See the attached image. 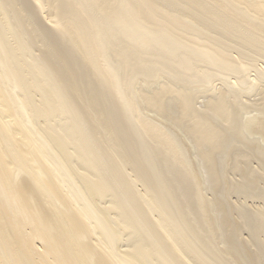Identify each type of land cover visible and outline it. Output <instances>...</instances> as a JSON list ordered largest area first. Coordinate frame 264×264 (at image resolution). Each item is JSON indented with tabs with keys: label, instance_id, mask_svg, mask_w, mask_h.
<instances>
[{
	"label": "bare ground",
	"instance_id": "1",
	"mask_svg": "<svg viewBox=\"0 0 264 264\" xmlns=\"http://www.w3.org/2000/svg\"><path fill=\"white\" fill-rule=\"evenodd\" d=\"M0 264H264V0H0Z\"/></svg>",
	"mask_w": 264,
	"mask_h": 264
}]
</instances>
